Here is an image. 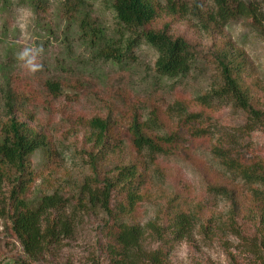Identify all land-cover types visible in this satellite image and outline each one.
Masks as SVG:
<instances>
[{"label": "trees", "instance_id": "16d2710c", "mask_svg": "<svg viewBox=\"0 0 264 264\" xmlns=\"http://www.w3.org/2000/svg\"><path fill=\"white\" fill-rule=\"evenodd\" d=\"M8 1L0 0L4 7ZM28 1L36 12L46 0ZM110 1L119 29L128 34L119 44L97 24L89 0H63L61 5L67 28L75 30L93 60L121 65L133 60L141 45H149L158 53L153 67L158 77H185L199 60H204L215 68L217 84L193 100L177 98L165 107L144 101L151 109L146 119L138 103H126L131 101L129 93L123 96L125 102L116 105L112 99L90 116L67 115L69 129L82 133L89 142L83 152L90 175L80 188L76 207L100 209L107 216L103 245L108 264H169L168 255L161 250H144L147 234H156L161 241L170 232L183 240L204 223V206L188 203L178 195L144 225L137 215L141 192L148 184L147 155L192 163L196 143L204 142L210 144V155L222 168L219 180L226 181H208V193L224 197L230 205L225 217H211L205 226L211 225L207 228L210 232L220 228L223 233L229 230L240 237L243 228L239 221L254 222L257 234L245 241L256 259L253 264H264V158L239 141L264 123V110L257 104L255 91L259 83L250 74L249 59L227 32L229 25L241 21L264 40V0H192L189 6L180 0H166L164 4L161 0ZM188 29L193 38L188 36ZM196 36L209 38L208 54L203 53ZM5 69L2 64L5 83L0 91L4 99L0 116V191L6 193L0 197V217L29 260L39 262L53 246L72 237L74 219L66 215L69 199L57 189L37 201L30 196L38 174L46 183L50 180L45 172L51 175L58 169L52 162L49 133L33 125L36 114L31 108L34 104L45 106L63 95L78 100L80 93L96 94V90L85 84V75L74 67H62L69 77L49 78L41 82L42 88L35 87L36 81ZM217 101L232 105L248 117L234 136L223 133L212 120L209 111ZM36 155L43 171L35 166Z\"/></svg>", "mask_w": 264, "mask_h": 264}, {"label": "rangeland", "instance_id": "374dc122", "mask_svg": "<svg viewBox=\"0 0 264 264\" xmlns=\"http://www.w3.org/2000/svg\"><path fill=\"white\" fill-rule=\"evenodd\" d=\"M89 1L97 24L117 44L123 42L128 34L119 29L111 1ZM165 1L161 0L163 4ZM180 1L186 2L188 6L192 3V0ZM62 3L63 0H46L41 4L42 9L35 12L28 0H9L5 7L0 2V66L3 64L5 72L10 71L13 75L20 74L36 81L37 88H42L41 82L49 78L69 77L61 68L74 67L77 73L85 75V84L96 90V94L80 93L78 100L63 95L49 100L45 106L34 104L31 108L36 114L33 125L49 133L54 153L52 162L58 169L51 175L45 172L46 179L50 180L46 183L38 174L39 178L34 183L30 196L37 201L45 193L56 189L60 191L69 199L66 215L74 219V233L71 238L53 246L51 253L43 260L33 262L5 228L4 220L0 217V264H108L103 245L106 244L103 226L107 216L100 209L86 211L77 210L76 207L80 188L90 175L85 165L86 154L83 152L89 142L82 133H74L69 129L67 115L90 116L102 110L112 99L111 103L119 105L124 100L123 96L129 93L131 101L126 103H138L140 114L146 119L151 109L144 101L165 107L174 103L177 98L183 101L193 100L198 95L211 91L217 84L215 68L204 60H199L192 72L185 77L174 80L158 77L153 70L158 53L149 45H141L137 48L134 59L121 65L93 60L92 54L82 45L75 30L67 28L60 12ZM21 10L28 13L23 27L20 26ZM184 28L185 26L180 27L181 30ZM227 32L231 41L242 48L249 59L248 68L252 71L250 74L259 83L255 91L257 104L264 110V40L254 28L245 27L241 21L229 25ZM187 33L191 38L195 36L190 29ZM196 39L200 38L196 36ZM208 39L201 38L199 41L204 54L209 52ZM24 47L43 50L38 58L42 65L39 71L29 72L16 59L17 53ZM4 83L5 79L0 71V91ZM97 94L102 99L101 102ZM214 105L209 112L215 126L220 127L223 133L234 136L245 126L248 118L245 113L230 104L217 101ZM3 112L4 99L0 92V116ZM239 141L242 145L247 144L251 153L264 158V123ZM209 149L208 142L196 143L192 163L182 158L147 155L149 177L147 187L141 192L138 221L144 225L154 220L161 209H164L165 203L175 195L184 197L188 203L191 201L202 204L205 214L204 223H199L183 240H177L174 234L168 232L167 237L159 241L156 234L149 233L143 242V248L146 251L161 250L168 255L169 264H253L256 259L245 240L249 241L248 238L257 234L258 225L241 219L239 223L243 230L240 231V237L229 230L223 233L220 228L210 232L207 228L211 225L205 226L208 219L225 217L230 209L224 197H214L208 193V181H224L219 180L222 168L212 158ZM38 157H34L35 166L43 171ZM4 193L6 190L0 191V197Z\"/></svg>", "mask_w": 264, "mask_h": 264}, {"label": "clouds", "instance_id": "9594fccd", "mask_svg": "<svg viewBox=\"0 0 264 264\" xmlns=\"http://www.w3.org/2000/svg\"><path fill=\"white\" fill-rule=\"evenodd\" d=\"M28 13L26 10H21L20 15V26L23 27V21L26 19ZM41 48H33V47H24L22 48L16 56V59L22 63V65L32 73L39 71L42 65L38 62V58L42 53Z\"/></svg>", "mask_w": 264, "mask_h": 264}]
</instances>
